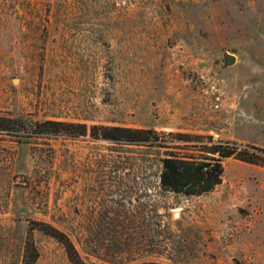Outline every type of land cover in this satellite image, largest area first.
Here are the masks:
<instances>
[{"label":"rangeland","instance_id":"obj_1","mask_svg":"<svg viewBox=\"0 0 264 264\" xmlns=\"http://www.w3.org/2000/svg\"><path fill=\"white\" fill-rule=\"evenodd\" d=\"M0 116L41 124L0 136V264H264V0H0ZM224 146L255 162L160 186Z\"/></svg>","mask_w":264,"mask_h":264},{"label":"trees","instance_id":"obj_2","mask_svg":"<svg viewBox=\"0 0 264 264\" xmlns=\"http://www.w3.org/2000/svg\"><path fill=\"white\" fill-rule=\"evenodd\" d=\"M44 125H49L44 122ZM41 127L39 123H28L22 117L0 116V136H7L15 143L19 144L25 140L34 138L38 134V128ZM116 136L104 135L103 138L112 139L113 141L120 140L125 137V134L130 136H138L141 134L154 135L153 131L130 130L123 128H112ZM83 129L79 135H84ZM120 134V135H119ZM123 134V136H121ZM138 138H128L130 143H136ZM256 152L264 153V150L254 148ZM210 153L217 154V158H211L210 162H198L194 158H182L179 156L166 157L162 159V170L159 175L160 186L170 192L176 194H183L186 196H199L210 192L221 181V174L223 172L221 160L237 157L244 162H255L253 156L249 155L247 151H237L236 148L228 146L218 147ZM253 155V154H252ZM202 159V158H201ZM204 158L203 160H205ZM68 251L72 252V246L67 241ZM70 252V253H71ZM38 254L31 240L24 242L23 256L21 264H34L37 260ZM154 264V263H153Z\"/></svg>","mask_w":264,"mask_h":264},{"label":"water","instance_id":"obj_3","mask_svg":"<svg viewBox=\"0 0 264 264\" xmlns=\"http://www.w3.org/2000/svg\"><path fill=\"white\" fill-rule=\"evenodd\" d=\"M233 62H234V58H233L232 56H229V57L227 58V63H228V65L232 64Z\"/></svg>","mask_w":264,"mask_h":264}]
</instances>
